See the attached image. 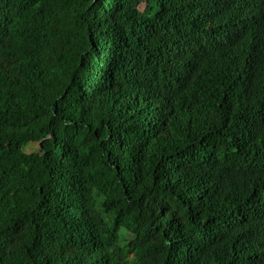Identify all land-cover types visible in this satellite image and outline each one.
Listing matches in <instances>:
<instances>
[{
	"label": "trees",
	"instance_id": "16d2710c",
	"mask_svg": "<svg viewBox=\"0 0 264 264\" xmlns=\"http://www.w3.org/2000/svg\"><path fill=\"white\" fill-rule=\"evenodd\" d=\"M0 264H264V0H0Z\"/></svg>",
	"mask_w": 264,
	"mask_h": 264
},
{
	"label": "rangeland",
	"instance_id": "374dc122",
	"mask_svg": "<svg viewBox=\"0 0 264 264\" xmlns=\"http://www.w3.org/2000/svg\"><path fill=\"white\" fill-rule=\"evenodd\" d=\"M37 147V145H30L29 147H27V151H31V150H33L34 148H36Z\"/></svg>",
	"mask_w": 264,
	"mask_h": 264
}]
</instances>
